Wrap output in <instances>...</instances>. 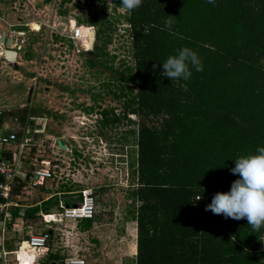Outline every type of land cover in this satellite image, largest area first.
<instances>
[{
    "label": "trees",
    "instance_id": "1",
    "mask_svg": "<svg viewBox=\"0 0 264 264\" xmlns=\"http://www.w3.org/2000/svg\"><path fill=\"white\" fill-rule=\"evenodd\" d=\"M118 5L138 117L134 264H264V0Z\"/></svg>",
    "mask_w": 264,
    "mask_h": 264
},
{
    "label": "rangeland",
    "instance_id": "2",
    "mask_svg": "<svg viewBox=\"0 0 264 264\" xmlns=\"http://www.w3.org/2000/svg\"><path fill=\"white\" fill-rule=\"evenodd\" d=\"M120 1L0 0V50L9 29L25 32V51L15 60H3L0 51V118L6 121L0 128L15 131L14 147L27 136L20 147L22 173L29 162L51 172L38 186L14 183L4 223L0 217V232L12 245L2 248L5 255L0 250V264H13L11 251L48 228L39 212L54 210L57 197L78 202L82 187L94 192L90 222L67 220L52 227L47 250L32 264H46L49 255L56 256L50 259L55 264L68 257H82L83 264H134L137 201L130 191L138 117L126 107L134 89L118 79L132 66ZM70 22L94 28L93 54L72 50L64 36ZM30 25L36 30L29 31ZM112 115L118 119L110 120ZM6 145L0 143V151ZM21 254V264H30L32 250L23 245Z\"/></svg>",
    "mask_w": 264,
    "mask_h": 264
},
{
    "label": "built area",
    "instance_id": "3",
    "mask_svg": "<svg viewBox=\"0 0 264 264\" xmlns=\"http://www.w3.org/2000/svg\"><path fill=\"white\" fill-rule=\"evenodd\" d=\"M28 29L29 31L36 30L33 29L31 25L28 26ZM8 31V41L3 42V49H11L15 51L16 55L19 54L18 52L23 53L25 32L16 29H9ZM64 36L70 40L72 50L74 49L76 53L81 51L88 52L94 41V28L90 25H78L74 22H70ZM16 137L15 133H8L0 137V143H9L10 141H14ZM26 137L27 136L22 137L21 142L18 143V149H16L12 158L0 155V217L2 223H4L7 206L10 204L9 198L14 183L20 182L29 186H38L51 177V172L48 167L36 166L34 162L28 163L29 170L27 172L22 173L20 171L18 165L21 159L19 149L28 141ZM39 163L47 165L48 162L39 160ZM77 195L79 197L78 202L66 201L57 197L54 202V210L39 212L41 220L48 225V228L42 232L29 235L23 241L26 242L28 244L27 246L33 251V260L30 264L34 262L39 254L47 250L48 241L52 238L51 229L55 227L59 229L57 226L61 225L62 221H78L80 219H90L93 216L94 192L92 189L89 187H82L78 189ZM2 241L3 238L1 237V255H5L6 251H4L1 246ZM261 242L264 244V232L261 236ZM19 249L20 246L11 251L14 255L13 264H20L16 256V251ZM63 263L83 264L84 259L82 257H68L63 259Z\"/></svg>",
    "mask_w": 264,
    "mask_h": 264
},
{
    "label": "crops",
    "instance_id": "4",
    "mask_svg": "<svg viewBox=\"0 0 264 264\" xmlns=\"http://www.w3.org/2000/svg\"><path fill=\"white\" fill-rule=\"evenodd\" d=\"M33 24L32 23V21L31 22H27L26 24ZM5 42V41H4ZM2 50V49H1ZM0 50V51H1ZM24 51H25V49H24ZM0 56H1V54H0ZM1 58L4 60V58L1 56ZM1 121H3V124L4 125H6V121L4 120V118L2 117V118H0V122ZM1 129H3L2 127L0 128V137L1 136H5V135H7L8 133H15V131H13V130H10V131H7L6 133H2V131H1ZM3 131H4V129H3ZM16 135V134H15ZM12 143V141H10L9 143H7V147H4V149H1V151H0V155H4V156H6V157H8V158H12L14 155L13 154H15V151H16V149H18V144L16 145V147H14V145H12L11 144ZM19 143V142H18ZM19 153H20V149H19ZM20 157H21V155H20ZM18 165H19V168H21V159H20V161H19V163H18ZM0 234H1V236H0V238L2 237V238H4L5 236H4V234H3V230L0 232ZM5 241H6V243L3 245V242L1 243V246H2V248L4 249V246L5 247H8V246H10V244L12 243L10 240H8V238L7 237H5ZM12 245V244H11Z\"/></svg>",
    "mask_w": 264,
    "mask_h": 264
},
{
    "label": "water",
    "instance_id": "5",
    "mask_svg": "<svg viewBox=\"0 0 264 264\" xmlns=\"http://www.w3.org/2000/svg\"><path fill=\"white\" fill-rule=\"evenodd\" d=\"M7 41H8V39L6 38V39H5V42H7ZM2 57H3L4 60H6V61H9V60H12V61H13V60H15L16 53H15V51H13V50L4 49V50H2ZM29 124H31V123L29 122ZM56 143H57V145H58L59 147H63V145L60 143L59 140H57Z\"/></svg>",
    "mask_w": 264,
    "mask_h": 264
},
{
    "label": "bare ground",
    "instance_id": "6",
    "mask_svg": "<svg viewBox=\"0 0 264 264\" xmlns=\"http://www.w3.org/2000/svg\"><path fill=\"white\" fill-rule=\"evenodd\" d=\"M33 28V27H32ZM34 29V28H33ZM9 50H11V49H9ZM23 245H25L27 248H29L27 245V243L26 242H23ZM23 245H20V249L19 250H17L16 251V256H17V259H18V261H19V263L21 264L22 263V259H21V256H22V254H21V251H22V246ZM30 249V248H29ZM31 250V249H30ZM33 252V251H32ZM33 260V256H32V258L29 260V262H31Z\"/></svg>",
    "mask_w": 264,
    "mask_h": 264
}]
</instances>
